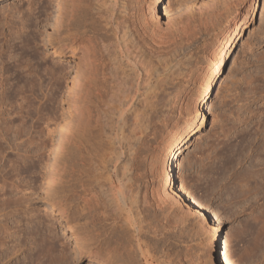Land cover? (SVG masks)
<instances>
[{
	"label": "rangeland",
	"instance_id": "obj_1",
	"mask_svg": "<svg viewBox=\"0 0 264 264\" xmlns=\"http://www.w3.org/2000/svg\"><path fill=\"white\" fill-rule=\"evenodd\" d=\"M142 1L140 20L162 25V32L165 29L166 34L163 32V38L168 44L162 50H149V59H140L145 68L141 77L129 75L127 78L126 75L131 72L129 68H134L136 54L129 55L130 58L118 57L120 60L118 55L115 59L112 57L113 60L107 62L108 67L103 69L105 73L102 71L104 74L99 76L98 89H93L97 93L90 89L89 97L95 95L91 97L93 101L83 97L85 100L80 99L78 102L82 103L77 104L74 81L81 70L82 54L78 37L86 30V24L93 23L88 17L96 16L94 21L99 23L96 24L98 29L105 26L106 21L92 12L95 10L93 4L89 6L92 15L85 16L81 9L82 13L77 12L78 19L72 24L63 9L64 4H71L70 0H0V135L4 131L6 135L5 143L0 144V264H34V261L36 264L46 252L56 264L68 257L69 261L77 260L74 264H98L86 255L79 257L75 253V234L79 230L90 232L91 220L95 221L97 215V218L107 215V222L103 221L110 228L119 226L112 229L114 232L124 222L122 219H126L128 208L122 213L117 210L121 203L117 190L121 188L117 184L112 187L108 181L116 175L112 168L121 171L118 175L132 169L128 176L139 180L136 184L139 195L147 186L152 189V195L162 188L164 146L179 125L189 115H194L202 80L222 33L232 21L240 22L247 13L240 37L223 63L218 79L213 82L205 123L175 163L177 185L195 206L201 207L207 217L206 223L198 216H189L182 231L187 236L184 244H167L165 251L170 250V256L156 246V255L159 251L160 260L163 258L167 264L169 261L173 264H213L205 253L208 251V228L215 221L228 242V261L264 264V198L247 200L239 194L247 190V178H258L262 173L264 0ZM214 6L219 7L218 15H214L207 31L200 33L189 46L184 39L186 27H182L185 29L182 34L180 26H186L188 18L198 16L199 11ZM183 17L188 20L183 21ZM150 31L152 36L154 32ZM100 32L99 36L108 35ZM75 34L79 36L76 38ZM131 52L136 53V50ZM148 62L154 65L150 67ZM147 69L159 75L155 72L157 75L150 79L151 76L145 74ZM123 78L129 83L134 80L129 84L133 86L128 89L130 91L119 89ZM116 93L120 94L117 99ZM3 109L8 119L5 130L1 128ZM78 134L80 142L72 146ZM54 169L55 173H64V179L59 181L58 196L52 194L48 183L49 173ZM107 184L112 186L108 188ZM89 187L93 189L91 192ZM110 189L108 193L113 196L114 190L115 198L107 192L103 194ZM93 192L96 195L101 192L100 201ZM89 197H96L95 201L99 202L98 210H94L97 215L91 214L93 210L88 206L84 207L86 201L83 200ZM52 198H56L55 205L51 204ZM110 198L119 204L116 206ZM177 210L172 204L165 213L174 216ZM82 227L85 230H81ZM85 241L83 243L89 244L88 239Z\"/></svg>",
	"mask_w": 264,
	"mask_h": 264
},
{
	"label": "bare ground",
	"instance_id": "obj_2",
	"mask_svg": "<svg viewBox=\"0 0 264 264\" xmlns=\"http://www.w3.org/2000/svg\"><path fill=\"white\" fill-rule=\"evenodd\" d=\"M93 1H95V2H93ZM158 1L160 2L161 0H158ZM68 2H69V0H68ZM142 2H143L142 0H70V3H71L70 5H68V4H67V6H66V4H64L65 6L63 5V9L65 10L66 14L69 15V18H68L69 23L73 24V22L78 19L77 15H79V14H77V12L82 13V11H83L85 13V14L83 13L85 16L90 15L91 13L89 14V12H91L90 11L91 9L89 6H91L92 4H93L92 6H94V9H95L92 12H95L94 13L95 15L99 14L100 18H99V16H98V18L100 20L102 17V19H104L106 21L105 22L103 20L105 22V26H102V27L100 26L101 29H98L96 24H99V23L97 21H96L97 23L94 21L96 16L94 15L95 18H93L91 16L90 17L87 16L89 19L91 18L93 20L94 25H90V24H93L92 22L91 23L88 22V23H90V24H88V26H87V24L86 25L84 24L87 28H84L86 30H83V32L80 33V37H78L79 38L78 46L81 48L82 54H80V56H81L80 57L81 58V62H80L81 70H80V72H78V76H76L77 78L76 79L74 78L75 79V81H74L75 88L74 89H76L75 90L76 92L74 93V91H73V93L75 95L72 94V95L76 96L75 97L76 103L80 99H83V97L85 99H87V101H88V98L95 96V95H93V96L91 95V97H89V93L91 92V94H92L93 89H95V90L98 89V86H99L98 82L101 83L99 81L100 80L99 76H100L101 72L103 71L104 67L106 69V65L108 64L107 63L108 60L109 61H110V59L113 60L112 57H114V59H115V57L118 55L117 58L123 57V59H124V56H127V58H130V56L132 54L133 55L136 54V55H134V56H136L135 57L136 59H134L135 62L133 61L134 66H132L134 68H129V70H131V72H129L126 75H127V78L129 75H135V76L141 77L142 70H145L143 63H142L144 61H141L142 58L147 57V53L149 50H154L155 48L162 50L163 46H166L165 44H168V43H165V40L163 38V36H164L163 32L165 30L164 29L165 27L163 28L164 30L162 32V25L157 24L156 22H153V21H147L146 20L147 22L145 21L146 22L145 23L144 21L142 22L140 20L141 13L143 11V3ZM87 8L89 9V11L87 10ZM81 9H83V10L80 11ZM218 10H219V7L214 6L212 8H208V9L199 11L200 13L197 12L199 14L198 16L193 12L196 15V17H194V18H188L189 14H188V16L186 15L187 17L185 16V18H188L189 19V20L187 19L188 21L184 20L185 19L184 17L181 18V19H183V21H187V22H185V23H187L186 26L184 24L182 26H180L181 28L186 27L185 28L186 30L183 28H182L183 30L181 29L182 34L185 30V32H184V35H185L184 39L186 40V41L184 40L185 43L189 42L190 44L189 43L188 44H189V46H191L193 43V40H195V38H197L198 35H200V33H203L204 30L207 31L206 29H208L210 23H212L210 21H212V19H214L213 18L214 15H216V14L218 15V13H219ZM67 11H68V13H67ZM65 12H63L64 15H65ZM64 15H62V17ZM84 15H82V18ZM247 15H248V13L238 23H236V22L233 23V21H232V24L229 26V28L225 29V32L222 33L223 35L220 38L218 47L213 52V54L211 56L210 64H209V67L206 71L207 73L202 80L200 90H199L200 91L199 98H198L197 103H196L194 115H189L186 118L185 122L183 124L179 125L176 132L171 137H169L167 143L164 146L166 157H165L164 167L162 168L163 169V171H162L163 172L162 188L160 186L161 189L158 191H155L157 193L152 195V189L149 186H147V187H145V191L143 192V194L141 193V195H139L138 190H140V189H137V188H139V186L136 185V184H139L137 182L139 180L136 181V179H134V178L131 179L132 176L131 177L128 176L131 173L132 169L125 170V168H123V171L125 170V172H123L124 174L119 173V175H118V172H121V171H119L118 169H113V168H115V167H113L112 170H116L115 171L116 175L112 174L110 172L112 175H115V176L112 179H110V176H112V175L109 176L110 180H108V181L109 182L111 181L113 186L112 185L109 186L107 184L109 186L108 188H110L111 186L114 187L115 184L120 186L119 188H121V190H120L121 193L119 190H117L119 188L117 187V189H116V187H115V189L118 191V194H121V196H120L121 197V203L119 204L117 202L119 204L117 210H118V212H121V213L126 208H128V210H129L126 213L127 216L125 217L126 218L125 220L122 219V217H121L122 221H124V222L123 223L120 222L121 225H120L119 230H117V232L112 231V229L116 230L119 226L117 228H115L116 227V225H115V227L110 228L108 226V223H106L107 221L105 220V216L107 219V215H105V216L103 215L104 218H102V217L97 218L98 215L96 214V212L94 213V210L97 209V205L99 203L98 200H97L98 203L95 201V198L99 194H101V192L96 195V193H94L95 192L94 191L93 195H96V197L94 199H93V197H89V198H86V200H83V201H86V205L84 202V207L88 206L89 210L90 209L93 210L90 213L96 214L97 219L95 218V221H97V220L98 221L95 222L94 219L88 220V218H87L88 212H87V215H85V217L87 218L88 221H90V220L92 221V223H91V224H93V226L91 227L92 230L90 229L91 230L90 232L79 230V231H76V232H78L76 234L74 232L75 240L77 243V247H75V249H76L75 253H77L79 257H81L82 255H86L90 259H93L98 264H164V263H166L165 262L166 260L164 261L162 258V261H164V263L160 260L161 257L159 258V256H158V253H159L158 249L160 248L159 250L161 252H163L164 255L170 256L169 255L170 250L169 251L166 250L167 252L165 251V246L167 244L168 245L170 243L173 244L174 242H175V244L178 243L180 246H182V244H184L187 236H185L183 234L184 232L182 233V231L186 226V223H187L189 216H198L199 219L202 221V223H204V224L206 223V222H204V220L207 217H206V214L201 210V207L195 206L191 202V200L187 197V195L184 193V191L177 185L176 173H175V163L177 162L180 154L183 152V149L187 148L192 137L199 132V130L203 127V125L205 123L206 110H208L209 95L212 92L213 82L216 79H218L217 77H219V75L221 73L223 63L226 61L227 56H228L229 52L231 51L233 45L235 44V42L240 37V34H241L242 29L245 25V22L247 21ZM85 16H84V18H85ZM59 18H60V16H59ZM63 19H65V18H63ZM85 20H88V19H85ZM140 21L142 23H140ZM183 21H181V22H183ZM68 22H67V24H68ZM84 22L86 23V21H84ZM60 23H62V22H60ZM180 24H182V23H180ZM151 28L153 29L154 33L152 32V30L150 31ZM100 31H105L108 33V35H106L107 33L106 34L104 33L106 35V37L104 35L99 36V33H101ZM149 31H150V33L151 32L153 33L152 36H150L151 34H149ZM76 34L74 36H76V38H77V36H79V35H76ZM164 34H165V32H164ZM72 36H73V34H72ZM72 40H74V39H72ZM168 41L171 42V40H168ZM180 42H181V40H180ZM175 43H176V41H175ZM181 45H182V43H181ZM181 45H180V47H181ZM187 46H185V48H187ZM103 48H104V50H103ZM134 49L136 50V53L131 52ZM149 52H151V51H149ZM80 58H79V60H80ZM147 59H149V56L146 58V60ZM118 60H120V59L118 58ZM183 60H184V58H183ZM131 61H132V59H131ZM131 63L132 62H130V64ZM148 63H150V65H151L150 67H152L154 65L153 64L154 62H148ZM168 63H170V61ZM127 64H129V63H127ZM167 66L168 65L165 64V67H167ZM107 67H108V65H107ZM155 67H156V64H155ZM116 68H118V67H116ZM159 69H160L159 67H158V69H156L157 72L161 71ZM124 70H126V68ZM124 70H123V72H124ZM129 70H127V71H129ZM154 70L155 69H153V71ZM150 71H152V69H147V72L145 74L147 76L148 75L151 76L150 79H152L153 78L152 76L155 74L156 71L154 73L150 72ZM162 71H164V70L162 69ZM103 72L105 73V71H103ZM103 74H101V75H103ZM157 74H155V75H157ZM147 76H144V77L147 78ZM101 77L102 76H100V78ZM104 77H106V75ZM113 77L116 78L115 76H113ZM120 77H121V74H120ZM123 77H124V75H123ZM143 80H144V78H143ZM133 81L130 82L131 85H132ZM149 81H151V80H149ZM148 82L146 84H148ZM130 83H129V80H126L125 78H123V81H121V83L119 85V87H120L119 89H122L121 90L122 92H124L123 89L125 90V88L127 91H130L128 89L129 88L131 89V87H133L131 85L129 86ZM143 84L145 85V81ZM158 85H159V83H158ZM149 87H151V86H149ZM90 89H92V91ZM95 90L93 92H96ZM118 91L116 90V92H118ZM127 91H125V93H124V96L126 98L128 97L127 96L128 93L126 94ZM85 93H86V95H84ZM112 93H114V92H112ZM117 94L118 93H116V97H115L116 99L118 98V95H120V94H118V95ZM121 95H122V93H121ZM119 98H121V97H119ZM73 99H74V97H73ZM85 99H83V100H85ZM92 101H93V99H92ZM84 102H86V101H84ZM79 103H82V102H78L77 104H79ZM2 113H3V115L1 116V128L5 130V126L8 124V119H7V116L5 114L6 111H4V109H3ZM83 119H84V117H83ZM81 124H83V123H81ZM120 128H122V127H120ZM80 131H81V129H80ZM79 138H80L79 134H78V136L74 137V139H73L74 142H72L73 143L72 146L73 145L76 146V144L78 142H80ZM5 141H6V135H5V131H4V134L0 135V144H4ZM263 151H264V149H263ZM115 155H116V153H115ZM117 156H118V153H117ZM260 165H261L260 170L262 171V173L258 176V178H254V176L252 177L253 179L247 178V184H246L247 190L243 189L239 193L240 196L247 198V200L249 198H251V199L254 198L256 200H258L260 198H264V153H263L262 158L260 160ZM67 169L68 168H66L65 171ZM54 170H53V172L49 173L50 175L48 174L49 175L48 176V181H49L48 183L51 184L52 194L54 196H58L59 195V186H60L59 181L64 179V177H63L64 173H62V172L55 173L56 170L55 171ZM129 170H131V171H129ZM58 171H60V170H58ZM120 174H122L123 176ZM82 187H83V185H82ZM102 189H104V188H101V190ZM90 190H93V189L90 188L89 191ZM87 191H88V189L86 190V192ZM108 191H111V189L105 191L103 194H105L107 192L106 194H109L111 196V194H110L111 192L108 193ZM113 191L114 190H112V195L115 196L113 194ZM80 192H82V191H80ZM84 194L85 193H83L82 196ZM76 195H77V193H76ZM104 196H106V195H104ZM113 196H111V198L116 197V196L115 197H113ZM85 197H83V198L85 199ZM55 199L56 198H52V203H51L52 205H55ZM98 199H99V196H98ZM111 200H113V199H111ZM99 201H100V199H99ZM113 201L115 202V200H113ZM117 201H118V199H117ZM117 203H116V206H117ZM172 204H174L178 207V210L176 211L174 216L171 213H165V211L170 206H172ZM65 205H66V203H65ZM101 207L104 208V205L102 204ZM101 207H99V209ZM66 208H67V206H66ZM247 209H248V207H247ZM117 210H115V211H117ZM102 212H103V210H102ZM118 215L120 216V213ZM153 215L156 217L154 218ZM93 217H95V216H93ZM123 217H124V215H123ZM108 219L110 220V218H108ZM103 220H105L106 222ZM85 223H87V222H85ZM109 223L111 224L112 222H109ZM75 225H77V223ZM78 225H79V223H78ZM83 228L84 227H82L81 230ZM88 228H89V226H88ZM206 228H207V226H206ZM75 229H77V228L75 227ZM84 230H85V228H84ZM208 232H209V239H208V249H207L208 251L206 250L207 253H205L206 257H208V259L210 261H212L213 264H234V263L227 260L226 256H227V252H228V242L223 239V237L221 235V231L218 227V224L215 223V221L213 222V225H210V227L208 228ZM87 239L89 240L88 241L89 244L83 243L85 240L87 241ZM153 239L157 240V242L154 240L156 242L155 243L153 241ZM217 242H218V245H216ZM155 244H157V245H155ZM156 246L159 247L157 249V251H158L157 255H156ZM168 248H170V246ZM175 248H177V246ZM68 250H70V249H68ZM44 252H45V250H44ZM40 255H39V257H40ZM159 255H161V254H159ZM37 256L35 257V260L37 259ZM71 258H73V256ZM53 259L54 258H52L51 254H49V252H46V254H44V257L42 256V258H40V259L38 258L36 260L37 261L36 264H56L55 263L56 260H53ZM68 259H69V257L65 258V259H61L62 260L61 264H70V262H71V264L72 263L74 264L75 261H77V260H73V259H72V261H71V259L69 261ZM34 264H35V261H34ZM169 264H173V263L171 261H169Z\"/></svg>",
	"mask_w": 264,
	"mask_h": 264
},
{
	"label": "snow or ice",
	"instance_id": "obj_3",
	"mask_svg": "<svg viewBox=\"0 0 264 264\" xmlns=\"http://www.w3.org/2000/svg\"><path fill=\"white\" fill-rule=\"evenodd\" d=\"M210 230V229H209Z\"/></svg>",
	"mask_w": 264,
	"mask_h": 264
}]
</instances>
